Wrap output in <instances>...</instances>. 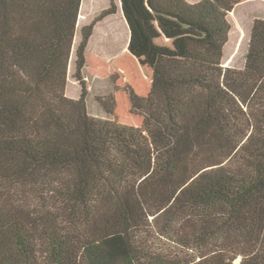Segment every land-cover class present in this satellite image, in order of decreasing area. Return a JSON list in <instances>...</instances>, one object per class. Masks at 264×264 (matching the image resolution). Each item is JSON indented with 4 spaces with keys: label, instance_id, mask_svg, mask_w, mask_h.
I'll list each match as a JSON object with an SVG mask.
<instances>
[{
    "label": "trees",
    "instance_id": "16d2710c",
    "mask_svg": "<svg viewBox=\"0 0 264 264\" xmlns=\"http://www.w3.org/2000/svg\"><path fill=\"white\" fill-rule=\"evenodd\" d=\"M119 1L128 50L88 51L112 0L81 31L75 100L84 0H0V264H264V20L235 69L243 0ZM84 70L114 85L97 97L106 117L89 112ZM46 177L40 214L3 196ZM159 236L201 253H158Z\"/></svg>",
    "mask_w": 264,
    "mask_h": 264
},
{
    "label": "rangeland",
    "instance_id": "374dc122",
    "mask_svg": "<svg viewBox=\"0 0 264 264\" xmlns=\"http://www.w3.org/2000/svg\"><path fill=\"white\" fill-rule=\"evenodd\" d=\"M111 1L112 0H84V13L82 14V18L80 17L79 26L77 28V37L73 47L68 72L67 89L70 96H75L81 88L79 81L75 77L76 52L81 42V31L85 26L90 25L104 10H107L110 7ZM191 1L192 0H190V2ZM114 2L119 7L118 14L108 17L96 25L94 35L88 47V51L92 55L106 62H113L126 52V40L128 41L127 46L129 43V39H127L129 29L120 14V1L114 0ZM228 18L232 26V31L230 33V40L224 51L223 65L228 68L243 69L246 65L250 33L254 21L256 19L264 20V0H243L236 6ZM104 46L105 48L107 46L105 50L103 49ZM106 51L108 52L106 53ZM83 78L87 83L90 93H92V98L89 101L90 114L96 117H106V114L96 101L98 96H107L114 91L113 83L109 79H94L85 72ZM51 182V178L46 177L34 183V187L25 184L23 187L18 183L7 184L6 191L3 192L2 190V193L13 205L19 208H25L31 213L37 212L40 214L46 210L51 202L52 194L49 189V185L52 184ZM153 245V249L158 253L171 257H193L195 253H201L199 251L192 253L185 250V248L173 240V237L159 236L158 239H155ZM214 245L218 244L215 242ZM210 248L216 250L214 246Z\"/></svg>",
    "mask_w": 264,
    "mask_h": 264
},
{
    "label": "crops",
    "instance_id": "0c3cea01",
    "mask_svg": "<svg viewBox=\"0 0 264 264\" xmlns=\"http://www.w3.org/2000/svg\"><path fill=\"white\" fill-rule=\"evenodd\" d=\"M189 2H190V0H188ZM199 2V0H192L191 1V3H195V2ZM83 4V3H82ZM118 11H119V7H118ZM120 11H121V15H122V17H123V19L125 20V18H124V15H123V13H122V10H121V4H120ZM81 12V11H80ZM117 14H118V12H117ZM117 14H115V15H117ZM115 15H113V16H115ZM110 17H112V16H110ZM106 19V18H105ZM125 22H126V20H125ZM126 25H127V22H126ZM127 27H128V25H127ZM129 29V28H128ZM94 32H95V30H94ZM94 35V34H93ZM93 37V36H92ZM92 39V38H91ZM127 39H129V42H130V30H129V33H128V38ZM91 41V40H90ZM127 40H126V46H125V48L128 50V46H129V43H128V46H127ZM90 44V43H89ZM126 50V51H127ZM125 53V52H124ZM123 53V54H124ZM116 60V59H115ZM114 60V61H115ZM113 61V62H114ZM108 62V61H107ZM113 62H109V63H113ZM84 72L85 73H87L86 72V70H84L83 71V74H84ZM68 86V85H67ZM79 86V85H78ZM79 88V87H78ZM89 90V89H88ZM92 92V91H91ZM92 93H90V91H89V97H88V99H87V104H88V109H90V107H89V101H90V99L92 98V95H91ZM66 95H67V97H69V98H71V99H75V100H77V99H79L80 98V96H81V88H80V90L78 91V93L75 95V96H70L69 94H68V89L66 90ZM107 95V94H106ZM105 95H103V96H98V97H104ZM97 102V101H96ZM97 104H98V102H97ZM99 105V104H98Z\"/></svg>",
    "mask_w": 264,
    "mask_h": 264
},
{
    "label": "water",
    "instance_id": "95a60500",
    "mask_svg": "<svg viewBox=\"0 0 264 264\" xmlns=\"http://www.w3.org/2000/svg\"><path fill=\"white\" fill-rule=\"evenodd\" d=\"M235 263H236V264H240V261L237 259V260L235 261Z\"/></svg>",
    "mask_w": 264,
    "mask_h": 264
}]
</instances>
